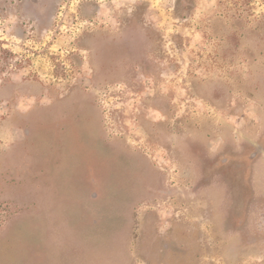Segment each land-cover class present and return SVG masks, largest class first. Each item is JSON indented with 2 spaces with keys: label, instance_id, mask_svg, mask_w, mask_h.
<instances>
[{
  "label": "rangeland",
  "instance_id": "1",
  "mask_svg": "<svg viewBox=\"0 0 264 264\" xmlns=\"http://www.w3.org/2000/svg\"><path fill=\"white\" fill-rule=\"evenodd\" d=\"M0 264H264V0H0Z\"/></svg>",
  "mask_w": 264,
  "mask_h": 264
},
{
  "label": "flooded vegetation",
  "instance_id": "2",
  "mask_svg": "<svg viewBox=\"0 0 264 264\" xmlns=\"http://www.w3.org/2000/svg\"><path fill=\"white\" fill-rule=\"evenodd\" d=\"M257 149H259V150H260V147H257Z\"/></svg>",
  "mask_w": 264,
  "mask_h": 264
}]
</instances>
